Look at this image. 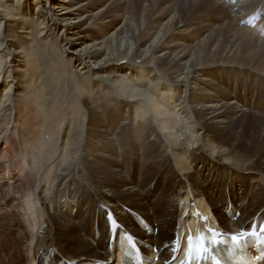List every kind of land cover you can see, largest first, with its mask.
I'll return each mask as SVG.
<instances>
[{"label": "bare ground", "instance_id": "6f19581e", "mask_svg": "<svg viewBox=\"0 0 264 264\" xmlns=\"http://www.w3.org/2000/svg\"><path fill=\"white\" fill-rule=\"evenodd\" d=\"M129 209L162 263L264 218V0H0V264L107 260Z\"/></svg>", "mask_w": 264, "mask_h": 264}, {"label": "snow or ice", "instance_id": "6c2138e0", "mask_svg": "<svg viewBox=\"0 0 264 264\" xmlns=\"http://www.w3.org/2000/svg\"><path fill=\"white\" fill-rule=\"evenodd\" d=\"M221 234L217 233L216 238L206 239L205 237H199L200 243L194 246L193 238L189 237L188 249L185 253L187 258V264H201L202 261L208 260L211 258L214 261V264H220V261L215 257L213 249L219 247L220 244L225 241L220 239ZM248 235H255V233H249ZM244 238V234L240 236L233 235L232 242L235 246H239L241 240ZM181 264H185L184 261Z\"/></svg>", "mask_w": 264, "mask_h": 264}, {"label": "rangeland", "instance_id": "374dc122", "mask_svg": "<svg viewBox=\"0 0 264 264\" xmlns=\"http://www.w3.org/2000/svg\"><path fill=\"white\" fill-rule=\"evenodd\" d=\"M126 6H127V4H126ZM198 15V16H197ZM200 15L198 14V13H196L193 17L194 18H198ZM192 17V18H193ZM208 17H213V16H208ZM216 17H221V16H216ZM206 19H208V18H205V19H203V22H205L206 21ZM191 32L189 31L187 34H185V36L187 35V36H190L191 37V34H190ZM184 36V35H183ZM182 36V37H183ZM197 42V40L196 41H194V43H196Z\"/></svg>", "mask_w": 264, "mask_h": 264}]
</instances>
